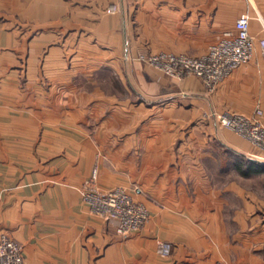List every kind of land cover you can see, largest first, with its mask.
Instances as JSON below:
<instances>
[{
    "label": "crops",
    "instance_id": "1",
    "mask_svg": "<svg viewBox=\"0 0 264 264\" xmlns=\"http://www.w3.org/2000/svg\"><path fill=\"white\" fill-rule=\"evenodd\" d=\"M245 11L252 55L213 91L135 58L200 54ZM261 19L264 0H0V232L23 264H264L261 151L210 114L264 122ZM88 184L126 186L147 219L121 234Z\"/></svg>",
    "mask_w": 264,
    "mask_h": 264
},
{
    "label": "built area",
    "instance_id": "2",
    "mask_svg": "<svg viewBox=\"0 0 264 264\" xmlns=\"http://www.w3.org/2000/svg\"><path fill=\"white\" fill-rule=\"evenodd\" d=\"M251 20L252 16L246 11L240 13L235 20V30L226 31L221 37L211 41L199 55L158 51L140 53L139 58L180 79L196 75L205 91H213L219 80L251 57L254 43L250 33ZM262 27L264 31V20ZM258 44L264 57V33L259 37ZM211 114L221 125L256 146L261 151L259 157L264 160V122L260 108H256L252 115L231 111H211ZM95 176L96 170L92 178ZM82 198L99 217L117 220L122 234L139 228L148 217L146 205L135 199L130 190L121 184L107 188L88 184L82 190ZM171 250L170 242H160L158 251L161 255H167ZM0 264H23L22 244L4 232H0Z\"/></svg>",
    "mask_w": 264,
    "mask_h": 264
},
{
    "label": "rangeland",
    "instance_id": "3",
    "mask_svg": "<svg viewBox=\"0 0 264 264\" xmlns=\"http://www.w3.org/2000/svg\"><path fill=\"white\" fill-rule=\"evenodd\" d=\"M221 37V36H220ZM219 38V36L218 37H216L215 39H213V40H211V41H214V40H216V39H218ZM210 43V42H209ZM208 43V44H209ZM144 52H158V51H156V50H151L149 47L148 48H142L141 50H138L137 52H136V54H135V58H137V59H140L139 58V54L140 53H144ZM185 53H187V52H185ZM187 54H190V53H187ZM201 54V53H200ZM191 55H194V54H191ZM196 55V54H195ZM197 55H199V54H197ZM141 60V59H140ZM143 62H146V63H149V64H151L153 67H155V68H157V69H160L159 67H157L156 65H154V64H152V63H150V62H148V61H145V60H142ZM168 75V74H167ZM169 76H172V75H169ZM188 76V75H187ZM186 77V76H185ZM185 77H183V78H185ZM183 78H181V79H183ZM115 92H117L118 94H119V96L120 97H124L125 96V94H127V91L125 90V89H123L118 83H116L115 82ZM137 96H140V98H143L140 94L139 95H137ZM138 100V99H137ZM137 108H139V107H137ZM138 112V111H137ZM140 112V111H139ZM211 114V113H210ZM212 115V114H211ZM213 116V115H212ZM214 117V116H213ZM215 118V117H214ZM122 234V233H121Z\"/></svg>",
    "mask_w": 264,
    "mask_h": 264
},
{
    "label": "trees",
    "instance_id": "4",
    "mask_svg": "<svg viewBox=\"0 0 264 264\" xmlns=\"http://www.w3.org/2000/svg\"><path fill=\"white\" fill-rule=\"evenodd\" d=\"M252 163H254V162H251L250 163V161H247V165H246V168L244 169L243 168V166H242V164H240V165H237V168H238V170H240V171H244V170H246L247 168V170H250V167H252ZM258 170H264V162L263 163H260V164H258ZM252 170H255V169H252Z\"/></svg>",
    "mask_w": 264,
    "mask_h": 264
}]
</instances>
